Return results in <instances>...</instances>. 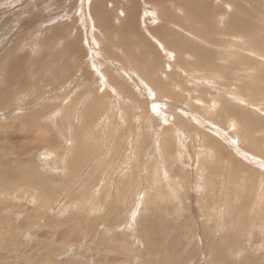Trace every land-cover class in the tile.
<instances>
[{"label": "rangeland", "instance_id": "rangeland-1", "mask_svg": "<svg viewBox=\"0 0 264 264\" xmlns=\"http://www.w3.org/2000/svg\"><path fill=\"white\" fill-rule=\"evenodd\" d=\"M101 1L0 0V264H264V0Z\"/></svg>", "mask_w": 264, "mask_h": 264}, {"label": "bare ground", "instance_id": "bare-ground-1", "mask_svg": "<svg viewBox=\"0 0 264 264\" xmlns=\"http://www.w3.org/2000/svg\"><path fill=\"white\" fill-rule=\"evenodd\" d=\"M101 1V0H100ZM104 1V0H103ZM195 1V0H194ZM183 2V1H182ZM100 3V2H99ZM101 3H102V1H101ZM100 3V4H101ZM207 3V2H206ZM106 4H107V0H106ZM109 4V3H108ZM107 4V5H108ZM208 4V3H207ZM206 4V5H207ZM105 5V4H104ZM104 5H96V7H95V10L94 11H96V15H102V17L104 16V14H106L105 13V11H104V9H103V6ZM148 8H150L149 10H152V7H151V5L148 7ZM144 10V9H143ZM191 10H193V8H191ZM190 10V11H191ZM193 12V11H192ZM209 12V11H208ZM191 13V12H190ZM107 16V15H106ZM105 16V17H106ZM100 17V16H99ZM127 17V16H126ZM101 18V17H100ZM129 18V17H128ZM92 20V19H91ZM130 20V19H129ZM231 21H232V19H230ZM235 21H237V20H235ZM237 23V22H236ZM239 23V22H238ZM237 23V24H238ZM97 24H99V23H97ZM106 24V23H105ZM243 24V23H242ZM234 25V24H233ZM239 25H241L240 23H239ZM230 26H232V25H230ZM252 26V25H251ZM103 27V26H102ZM240 28V27H243L242 25L241 26H237L236 27V29L237 28ZM248 27H249V25H248ZM250 28V27H249ZM54 31V30H53ZM55 32L57 33V34H59L60 33V35H62L63 36V34H62V31L60 32V29H58V28H56L55 29ZM54 32V33H55ZM223 32V31H222ZM237 33H238V31H236ZM52 33V32H51ZM51 33H50V35L49 36H51ZM235 34V33H234ZM236 35V34H235ZM60 37V36H59ZM51 38V37H50ZM54 38H55V36H54ZM48 39V38H47ZM56 39V38H55ZM77 39V38H76ZM57 41H60L59 39L57 40ZM63 42V41H62ZM171 45V44H170ZM62 47V46H61ZM45 48H47V47H45ZM65 49H66V51H71V52H74V51H79V49H78V47H77V45H76V42L75 41H70V42H68V44L67 45H65ZM54 50V49H53ZM81 50V49H80ZM66 51H65V54H66ZM59 52H61V51H59ZM77 52H76V54H77ZM82 52H80V54H81ZM50 54V53H49ZM51 54H53V53H51ZM56 54L57 55H59L57 52H56ZM64 54V53H63ZM67 54H69V53H67ZM10 55H11V53H9L8 55H6L5 57H3V58H1L0 57V78H2V79H0L1 81H0V83H6L7 85H9V84H15V83H23V81L25 80L24 79V77L23 76H20L19 74V71H22V68H21V66H20V63H21V61L22 60H24L25 59V57L24 56H21V58L20 59H16V60H13V62L14 63H8V61H11V58H10ZM40 55V54H39ZM62 55V54H61ZM71 55V54H70ZM43 56V55H42ZM46 56V55H45ZM53 57H54V54L52 55ZM74 56V55H73ZM57 58V57H56ZM61 58V57H60ZM79 58V57H78ZM71 59V58H70ZM6 60H8V61H6ZM59 60V59H58ZM38 61V60H37ZM43 62V61H42ZM57 62V61H56ZM59 62H60V60H59ZM31 64V66H33V63L32 62H30ZM36 63H41V62H36ZM68 63V62H67ZM67 63H64L63 62V64L61 65V66H56V67H54L53 66V69H54V71H57V70H61V69H63L65 66H67V67H70L69 66V64H67ZM234 65V64H233ZM42 66V65H41ZM47 68V67H46ZM42 69H43V66H42ZM29 70V69H28ZM30 71H32V70H30ZM159 80V79H158ZM22 83H21V85H22ZM8 88V86H3V87H1L0 88V95L2 94V95H4L5 96V98L6 99H9V97H10V95H11V93H10V91H12V90H9V89H7ZM14 93V92H13ZM95 95V94H94ZM0 104H1V102H0ZM1 106V105H0ZM88 106V105H87ZM88 108V107H87ZM86 111V110H85ZM90 114V113H89ZM241 115V114H240ZM189 161V160H188ZM147 167V166H146ZM140 171V170H139ZM146 171H147V169H146ZM175 188V187H174ZM177 191V190H176ZM177 195V194H176ZM176 197V196H175ZM16 208V207H15ZM26 212V211H25ZM28 212V211H27ZM130 222V221H129ZM129 224V223H128ZM133 228V227H132ZM130 230H132V229H130ZM154 245V244H153ZM157 254V253H156ZM159 255V254H158ZM92 258V257H91ZM19 260H20V258H18ZM44 259V258H43ZM167 263V262H166ZM161 264V263H160Z\"/></svg>", "mask_w": 264, "mask_h": 264}, {"label": "water", "instance_id": "water-1", "mask_svg": "<svg viewBox=\"0 0 264 264\" xmlns=\"http://www.w3.org/2000/svg\"><path fill=\"white\" fill-rule=\"evenodd\" d=\"M145 7L147 8V7H149V6H146V5H145Z\"/></svg>", "mask_w": 264, "mask_h": 264}]
</instances>
